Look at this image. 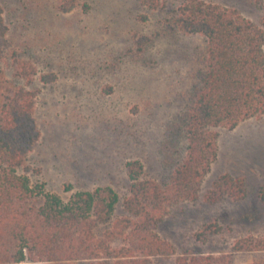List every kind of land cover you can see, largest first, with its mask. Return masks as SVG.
<instances>
[{"label": "rangeland", "instance_id": "1", "mask_svg": "<svg viewBox=\"0 0 264 264\" xmlns=\"http://www.w3.org/2000/svg\"><path fill=\"white\" fill-rule=\"evenodd\" d=\"M185 1L160 0V8L150 10L142 0H81L73 12L62 14L56 0H0L9 50L37 68L30 88L36 93L40 138L27 156L33 184H43L64 201L105 186L123 197L130 184L125 165L133 160L143 165V179H168L173 167L162 164L160 153L166 128L183 111L205 50L200 36L163 35L165 20ZM200 1L264 23V2ZM47 73L56 81L40 82ZM213 131L217 157L199 198L171 206L156 229L176 254L152 258L153 264L220 256L239 239L264 237V203L258 195L264 188V116ZM178 148L181 157L185 143ZM225 174L245 181L246 197L204 203L212 183ZM213 222L221 233L196 241L195 233ZM234 257L237 264H249L257 255Z\"/></svg>", "mask_w": 264, "mask_h": 264}, {"label": "trees", "instance_id": "2", "mask_svg": "<svg viewBox=\"0 0 264 264\" xmlns=\"http://www.w3.org/2000/svg\"><path fill=\"white\" fill-rule=\"evenodd\" d=\"M80 1L56 0V9L71 13ZM142 4L160 8V0ZM164 29L163 35H197L205 42L196 83L183 111L168 123L161 146L162 164L173 167L168 179H143V165L133 160L125 165L130 184L123 197L105 186L75 192L64 201L29 177L27 156L40 138L36 93L30 88L37 68L9 50L0 5V264H153L152 258L176 254L156 229L171 206L199 198L217 157L213 130H233L264 116V23L223 6L187 0L170 13ZM55 81L53 73L40 76L43 84ZM246 194L243 179L225 174L212 183L204 203L239 201ZM258 195L264 203V188ZM221 231L216 222L204 224L194 239L204 243ZM236 253L256 254L249 264H264V237L242 238L228 254L192 257L182 264H237Z\"/></svg>", "mask_w": 264, "mask_h": 264}]
</instances>
